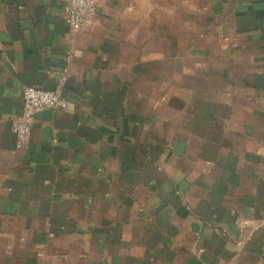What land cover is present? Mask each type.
<instances>
[{"label": "crops", "instance_id": "1", "mask_svg": "<svg viewBox=\"0 0 264 264\" xmlns=\"http://www.w3.org/2000/svg\"><path fill=\"white\" fill-rule=\"evenodd\" d=\"M0 264H264V0H0Z\"/></svg>", "mask_w": 264, "mask_h": 264}, {"label": "built area", "instance_id": "2", "mask_svg": "<svg viewBox=\"0 0 264 264\" xmlns=\"http://www.w3.org/2000/svg\"><path fill=\"white\" fill-rule=\"evenodd\" d=\"M64 17L72 35L87 26L97 9V0H62ZM82 55L79 50L71 49L66 55L67 62ZM67 100L58 91H49L38 87L26 86L22 90L21 113L12 122L15 149L24 151L29 145L31 131L36 115L45 110L64 109Z\"/></svg>", "mask_w": 264, "mask_h": 264}]
</instances>
